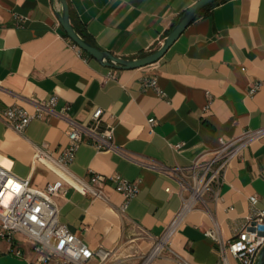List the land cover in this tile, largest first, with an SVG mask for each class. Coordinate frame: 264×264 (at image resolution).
Returning <instances> with one entry per match:
<instances>
[{
	"label": "crops",
	"instance_id": "1",
	"mask_svg": "<svg viewBox=\"0 0 264 264\" xmlns=\"http://www.w3.org/2000/svg\"><path fill=\"white\" fill-rule=\"evenodd\" d=\"M196 1L67 0L74 28L123 58L156 49ZM60 9L59 0H0V111L11 104L31 111L33 99L52 96L56 110L68 106V116L82 122L103 109L120 150L98 151L84 139L68 171L84 180L117 173L137 182L139 191L120 211L123 195L112 182L104 185L106 199L64 182L56 198L58 219L91 246L116 248L128 264H137L181 207L175 178L149 164L186 166L199 155L209 157L220 136L264 127V0H216L158 61L134 69L112 68L79 53L56 16ZM149 74L156 75L163 95L142 88ZM256 82L259 87L248 94ZM149 117L156 118L151 132ZM66 130L55 114L33 119L22 132L0 117V162L33 185L54 181L56 172L31 161L43 143L56 155L66 144ZM223 175L218 199L207 193L206 207L188 212L171 236L170 246L192 264L220 263L217 243L204 234L211 216L228 239L251 214L250 194L264 208V138L233 158ZM153 262L178 264L168 254ZM0 264L24 261L4 252Z\"/></svg>",
	"mask_w": 264,
	"mask_h": 264
},
{
	"label": "built area",
	"instance_id": "2",
	"mask_svg": "<svg viewBox=\"0 0 264 264\" xmlns=\"http://www.w3.org/2000/svg\"><path fill=\"white\" fill-rule=\"evenodd\" d=\"M74 45L79 53L83 52ZM259 85L256 82L250 86L248 94H253ZM142 88H153L163 95L155 74L142 77ZM56 101L55 96L46 101L33 99L31 111L19 104L7 105L0 111V117L17 132L24 131L33 119H45L51 114L67 123L65 146L55 155L49 145L43 143L36 147L31 161V164L40 163L56 172L59 176L56 180L36 186L29 177H19L11 170V166L0 162V254L8 252L22 259L24 264H128L125 258L116 254V248L101 245L93 247L58 219L56 198L63 193L64 182L83 194L104 199V185L112 182L114 188L123 195V202L118 207L120 211H124L128 202L138 193L139 184L117 173L110 176L93 173L88 180L71 175L68 166L84 139L98 151H119L120 148L114 142V126L104 123L102 108H96L90 119L82 122L68 116V106L56 110ZM147 123L151 132L156 118L149 117ZM260 138H264V127L246 129L237 136H220V145L210 152L209 157L199 155L189 165L169 168L161 164H149V167L175 178L181 207L163 233L155 239L150 250L140 256L141 260L137 264H151L163 254H168L178 264H192L170 246L171 236L188 212L206 207L207 193H211L214 200L218 199L224 170L229 162L241 156L253 140ZM173 146L178 148L180 144ZM166 190L169 191V188ZM248 202L251 214L231 238L222 236L218 222L211 216V225L204 234L217 243L218 264H231L230 257L236 264H254L259 250L264 246V208L257 207V194H250Z\"/></svg>",
	"mask_w": 264,
	"mask_h": 264
},
{
	"label": "water",
	"instance_id": "3",
	"mask_svg": "<svg viewBox=\"0 0 264 264\" xmlns=\"http://www.w3.org/2000/svg\"><path fill=\"white\" fill-rule=\"evenodd\" d=\"M61 9L56 12V16L66 32L67 36L88 55L95 58L102 65H106L116 69H134L147 66L158 61L168 47L177 39L191 21L195 19L197 14L207 5L216 0H197L187 7L178 17L171 29L164 37L161 44L149 53L136 58H123L116 56L111 52L101 49L92 44L74 28L70 21V12L67 0H59ZM254 264H264V246L259 250Z\"/></svg>",
	"mask_w": 264,
	"mask_h": 264
},
{
	"label": "trees",
	"instance_id": "4",
	"mask_svg": "<svg viewBox=\"0 0 264 264\" xmlns=\"http://www.w3.org/2000/svg\"><path fill=\"white\" fill-rule=\"evenodd\" d=\"M213 4H214V2L213 3H211V4H209V5H207L204 9H202L198 14H197V16H199V15H201L205 10H207V9H209L211 6H213ZM76 29V28H75ZM78 32H79V34L82 36V37H84L86 40H88L89 42H91L92 44H94L93 43V41L88 37V35L83 31V30H81V29H76ZM95 45V44H94ZM84 52V51H83Z\"/></svg>",
	"mask_w": 264,
	"mask_h": 264
},
{
	"label": "rangeland",
	"instance_id": "5",
	"mask_svg": "<svg viewBox=\"0 0 264 264\" xmlns=\"http://www.w3.org/2000/svg\"><path fill=\"white\" fill-rule=\"evenodd\" d=\"M156 262V261H155ZM155 262L151 263V264H154Z\"/></svg>",
	"mask_w": 264,
	"mask_h": 264
}]
</instances>
